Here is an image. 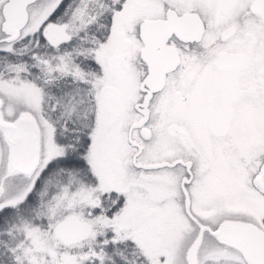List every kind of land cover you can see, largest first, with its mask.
<instances>
[{
	"label": "snow or ice",
	"instance_id": "1",
	"mask_svg": "<svg viewBox=\"0 0 264 264\" xmlns=\"http://www.w3.org/2000/svg\"><path fill=\"white\" fill-rule=\"evenodd\" d=\"M0 264H264V0H0Z\"/></svg>",
	"mask_w": 264,
	"mask_h": 264
}]
</instances>
